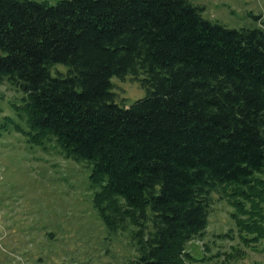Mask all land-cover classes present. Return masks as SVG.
Instances as JSON below:
<instances>
[{
  "label": "trees",
  "instance_id": "16d2710c",
  "mask_svg": "<svg viewBox=\"0 0 264 264\" xmlns=\"http://www.w3.org/2000/svg\"><path fill=\"white\" fill-rule=\"evenodd\" d=\"M204 9L0 0V84L22 94L27 128L3 125L84 162L96 215L130 230L123 264L193 262L187 246L204 239L214 192L236 209L243 243L264 238V27L255 14L228 27ZM126 76L147 92L130 105L111 81Z\"/></svg>",
  "mask_w": 264,
  "mask_h": 264
},
{
  "label": "rangeland",
  "instance_id": "374dc122",
  "mask_svg": "<svg viewBox=\"0 0 264 264\" xmlns=\"http://www.w3.org/2000/svg\"><path fill=\"white\" fill-rule=\"evenodd\" d=\"M194 2L204 6L206 18L228 27L252 25L250 14L264 22V0ZM111 81L119 104L130 105L147 93L130 76ZM21 97L0 84V264H123L133 254L130 230L112 233L96 215L84 162L66 158L54 142L31 145L15 125H3L8 116L27 128L25 116L14 108ZM235 210L214 192L206 235L187 246L195 258L189 264H264V238L243 243Z\"/></svg>",
  "mask_w": 264,
  "mask_h": 264
}]
</instances>
